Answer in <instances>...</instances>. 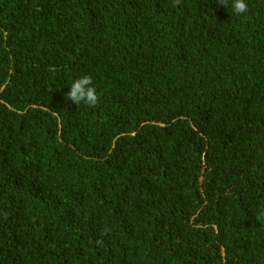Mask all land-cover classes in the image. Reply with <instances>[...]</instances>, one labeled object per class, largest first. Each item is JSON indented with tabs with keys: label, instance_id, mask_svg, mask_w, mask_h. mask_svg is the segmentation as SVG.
<instances>
[{
	"label": "trees",
	"instance_id": "obj_1",
	"mask_svg": "<svg viewBox=\"0 0 264 264\" xmlns=\"http://www.w3.org/2000/svg\"><path fill=\"white\" fill-rule=\"evenodd\" d=\"M173 3L0 0V264H264V0Z\"/></svg>",
	"mask_w": 264,
	"mask_h": 264
},
{
	"label": "clouds",
	"instance_id": "obj_2",
	"mask_svg": "<svg viewBox=\"0 0 264 264\" xmlns=\"http://www.w3.org/2000/svg\"><path fill=\"white\" fill-rule=\"evenodd\" d=\"M179 3L180 0H174L173 6H178ZM219 3L228 7L227 0H219ZM231 7L237 15L247 13L248 11L246 0H231ZM66 97L76 105L83 104L89 107H95L99 97L93 85L92 76L85 74L74 79L70 84V90L66 93ZM255 215L258 221L264 222V205H261L255 211ZM97 243L100 244L102 241L98 240Z\"/></svg>",
	"mask_w": 264,
	"mask_h": 264
}]
</instances>
